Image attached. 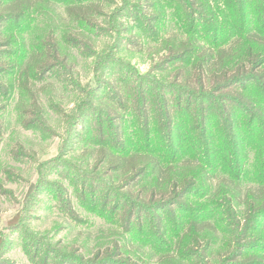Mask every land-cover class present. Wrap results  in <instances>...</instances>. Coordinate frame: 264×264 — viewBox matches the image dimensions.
<instances>
[{
	"label": "rangeland",
	"instance_id": "obj_1",
	"mask_svg": "<svg viewBox=\"0 0 264 264\" xmlns=\"http://www.w3.org/2000/svg\"><path fill=\"white\" fill-rule=\"evenodd\" d=\"M80 1L14 0V9L0 3V264H249L251 254L264 264V216L254 232L243 221L252 200H264L258 129L249 136L246 123L236 132L241 183L220 169L209 177L205 168L207 180L173 207L150 200L151 179L131 168L141 157L116 169L118 159L99 151L146 149L167 162L180 150V171L200 164L186 145L201 128V111L194 97L189 102L176 91L180 81L196 78L185 53L189 36L196 28L210 39L199 36L195 44L241 46L234 38L241 24L253 32L261 26L260 2L238 1L245 7L240 23L225 0H202L204 24L219 28L215 40L201 17L190 15L192 0ZM22 7L24 18L7 19ZM263 71L264 64L256 74ZM211 95H200L201 107L215 100L210 106L218 113L235 92ZM205 116L216 146L223 127ZM171 138L179 145L169 146ZM224 147L235 149L228 141ZM193 221L199 232L191 234L185 224ZM255 233L258 249L248 244Z\"/></svg>",
	"mask_w": 264,
	"mask_h": 264
},
{
	"label": "trees",
	"instance_id": "obj_2",
	"mask_svg": "<svg viewBox=\"0 0 264 264\" xmlns=\"http://www.w3.org/2000/svg\"><path fill=\"white\" fill-rule=\"evenodd\" d=\"M3 1H6L7 6L5 7H11L14 2V0H0V3ZM79 1L80 0H77V2ZM201 1L202 0H192L194 9L190 12V15L193 17V14H195L197 17H201L200 19H202V22H200V25L202 26L206 25L204 24L205 19L202 17L208 14V10H206L207 6ZM238 1L239 0H225V4L228 7H231L234 12L233 15L235 14L234 17H237L240 23H243L245 20L243 16L245 7L242 8L240 2ZM258 1L260 2L261 6L259 8V12H257V16L259 19H262L261 26L258 28L257 32H253L252 30H244L243 24H241V27L236 32V36L234 37L237 39V44L239 43L238 41H242L241 46L239 45L238 47H235L236 45H229L227 47H223L219 44L218 46L213 47L214 43L210 42V47L206 48L202 44H195V42L199 40L197 38L199 36L210 39V37H208L209 33L205 34L204 31H198L196 28L194 29L196 33L189 36V43L191 44L192 48L191 50L187 49L185 53H187L186 55H189L190 57L192 67L196 71V78L194 79V82L180 81L178 87L181 89H177L176 91L177 95L183 94L186 96L187 101L189 102L191 101V97H194L197 101L196 104L198 105L196 111H201L199 112L201 113V116L200 122L198 123L201 125V128L196 134H194L195 136H193L191 139V143L187 138L186 152L188 153V157L191 156L194 161H200L202 164H197L194 168H188L187 172L180 171L179 163L183 158L181 157L182 151L180 152V150L178 152L180 154L179 158L176 157L177 151L175 150V158L167 162V159L162 156V153H155L153 151H147L146 149L141 152L134 149H125L119 152L113 149L111 146H103L99 150L100 153H105L110 157H115L119 160H117V162L115 161L117 163V166H115L116 169H120L121 166L123 167L125 162L124 160L130 157H141L142 159L139 161L140 163H132L131 168L136 171L134 174L137 176L146 174L147 177L151 179L152 192L150 195V200L153 202L156 201L160 207H173L178 205L179 201L185 196V194H187L186 192L190 191V189L196 190L198 184H203L209 175L205 168L210 170L211 174L209 177L220 173L218 172V169H220L219 171L227 174L228 181L237 184L241 183V143L240 137L236 136V132L239 129L241 130V125L245 126L247 123L248 127L250 128L249 136L253 137L255 134H257V129L259 135H264V83L262 84L261 88L260 85L259 87L253 85V90L246 86L243 87V85H246V83L249 81L257 79L264 81V71L262 74H256V70H258V68L264 64V29L262 31V27L264 25V0ZM11 8L14 9L13 7ZM24 11H26V9L22 7L5 14L7 19H15V21H18L24 18ZM1 21L3 20L0 19V22ZM237 23L239 22L235 18L234 24L237 25ZM207 27L212 30L216 40L219 30L217 25L212 26L211 24V26ZM2 31L4 30H0V36L3 35L1 33ZM5 34H9L12 37L15 36L14 31H10ZM12 37L8 38L11 42H15ZM44 50L45 49H41L39 51L45 55ZM22 63L23 61H19V64ZM33 72H35L34 68L31 69L30 74L28 69L29 75H31ZM103 73L106 75L108 74L106 72ZM104 74H102V77ZM206 74L208 75V79L206 78ZM206 81H208L207 84ZM240 85L242 86V89L238 88ZM231 89H233V92H235V96H233L231 99V103L229 104L230 106H222V109L219 108L221 111L217 113L214 111L213 107L210 106V104H214L213 102L215 100H211V102L206 99L205 101H207L209 105L201 107L202 102L200 95L208 94L209 97H212L211 93H219L220 91L223 92ZM214 107H216V105ZM206 110L209 113H207ZM87 111L88 110L83 112L85 113L83 114L84 116L88 115ZM185 111H187L185 116L187 115L188 122H191L193 120V114H191L192 110L189 109ZM206 114L211 117L216 116L215 118L217 126L223 127L222 131H217L216 136L218 139L216 141V146L212 140V133L207 130L208 128L206 126V118L208 119V117L205 116ZM178 115H182V112ZM161 117H163V115ZM166 118L168 119L167 116ZM243 121L246 122L243 124ZM246 130L247 127H245V131ZM225 141H228L229 145H232L235 148H233L234 151L224 147ZM167 144L169 146L179 145L175 138H171ZM260 178L261 177H259V179ZM225 194L226 192L223 189L219 193L220 196H225ZM248 195H250V193ZM248 195L247 199L249 197H253L252 195L248 197ZM255 199L252 201L253 203L257 201V203L254 205H248L249 214L243 220L245 222L246 230L253 232L258 229L257 225L259 218L264 216V200L259 201ZM231 202L233 203V200H231ZM196 225V221L190 222L187 225L185 224L191 234L199 232L198 230L195 231L193 229L196 227ZM209 227L210 231H212L213 228L214 230L216 228V226L213 224H209ZM254 235L255 236L252 235L253 238L248 239V244L251 245V248H261V244L259 242V233H255ZM257 236L259 237L257 238ZM257 257H259L257 254L248 255L247 259H250L248 263L262 264L261 260H256Z\"/></svg>",
	"mask_w": 264,
	"mask_h": 264
}]
</instances>
